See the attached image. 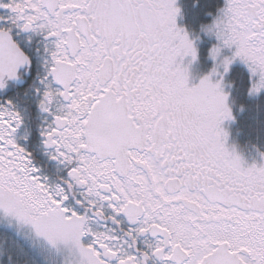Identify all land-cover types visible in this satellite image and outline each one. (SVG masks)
<instances>
[{"label": "snow or ice", "instance_id": "snow-or-ice-1", "mask_svg": "<svg viewBox=\"0 0 264 264\" xmlns=\"http://www.w3.org/2000/svg\"><path fill=\"white\" fill-rule=\"evenodd\" d=\"M209 15L0 0V264H264V163L225 127L264 94V0Z\"/></svg>", "mask_w": 264, "mask_h": 264}, {"label": "trees", "instance_id": "trees-1", "mask_svg": "<svg viewBox=\"0 0 264 264\" xmlns=\"http://www.w3.org/2000/svg\"><path fill=\"white\" fill-rule=\"evenodd\" d=\"M223 0H188L186 13L188 20L196 23H210L209 13L215 14L222 7ZM202 10V17L199 10ZM214 16V15H213ZM234 76H247L248 72L241 66H235ZM236 103L234 105V129L239 139L244 143H249L253 147L264 149V94L259 97H248L244 93H235ZM244 108L241 110L240 105Z\"/></svg>", "mask_w": 264, "mask_h": 264}, {"label": "flooded vegetation", "instance_id": "flooded-vegetation-1", "mask_svg": "<svg viewBox=\"0 0 264 264\" xmlns=\"http://www.w3.org/2000/svg\"><path fill=\"white\" fill-rule=\"evenodd\" d=\"M180 3L183 6L184 9V14H185V19L184 22L187 23L191 28H193L196 31H199L201 23H196L193 24L192 21L188 20L187 18V13H186V7L188 5V0H180ZM203 36V34H202ZM204 42H209L211 45L215 43L214 38H202V41L200 43V56L199 60L194 63L191 67V73L193 76V79L191 80V83H198L199 78L204 75L203 71H205L209 67V63H211V67L213 66V61L209 58L208 55V50L205 51L202 47ZM211 47V46H210ZM205 60V62L202 63V61ZM234 65L232 66V71L234 69ZM210 70V69H209ZM234 121H226L225 122V127L229 130L230 134L236 138L237 142L239 144H242V146H237L238 150L243 154L244 158L246 161L251 164V163H264V156H261V153L264 152V149L260 147H252V146H247L245 145L237 136V133L235 132L234 129ZM235 142H232L228 140V145L231 147L234 145ZM255 155V157H253ZM253 161V162H252Z\"/></svg>", "mask_w": 264, "mask_h": 264}, {"label": "rangeland", "instance_id": "rangeland-1", "mask_svg": "<svg viewBox=\"0 0 264 264\" xmlns=\"http://www.w3.org/2000/svg\"><path fill=\"white\" fill-rule=\"evenodd\" d=\"M222 2H223V5H224L225 0H223ZM223 5H222V6H223ZM199 9H200V8H199ZM199 15H200V17H202V10H201V9L199 10ZM213 18H214L213 15H209L210 23L212 22ZM204 38H210V37H208V36H206V35H203V39H204ZM212 38H214V37H212ZM214 41H215V38H214ZM215 42H216V41H215ZM210 46H211V44H210L209 42H204V44L202 45V47H203V49H204L205 51H207V50L210 48ZM203 62H205V60H203L202 63H203ZM234 64H235V65H234V68H235V66H241L245 71L248 72L247 67H246V65H245L243 62L237 60ZM209 69H211V63H209V67H208L205 71H203V73L206 74V73L209 71ZM234 74H235V73H234V69H233V71H232V75L234 76ZM229 140L232 141V142H235L234 145H236V146H242V144H239V143L237 142L236 138H234L231 134H230V136H229ZM245 145H247V146H251L249 143H246ZM252 147H253V146H252ZM253 157H255V155H253ZM252 162H253V161H252Z\"/></svg>", "mask_w": 264, "mask_h": 264}]
</instances>
